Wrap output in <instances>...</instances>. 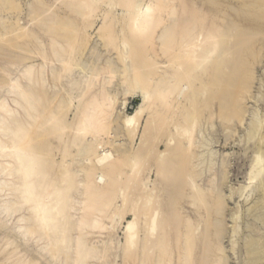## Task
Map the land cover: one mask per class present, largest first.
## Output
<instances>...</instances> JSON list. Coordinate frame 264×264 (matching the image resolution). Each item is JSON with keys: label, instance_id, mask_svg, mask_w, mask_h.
Wrapping results in <instances>:
<instances>
[{"label": "rangeland", "instance_id": "rangeland-1", "mask_svg": "<svg viewBox=\"0 0 264 264\" xmlns=\"http://www.w3.org/2000/svg\"><path fill=\"white\" fill-rule=\"evenodd\" d=\"M41 1L43 2V4ZM63 1L65 0H10V1L0 0V14H1L0 15V24H1L0 26H2L0 27V29H3V30H0V97L3 95L2 93L6 90V86L9 81V78L10 79L15 78L14 76L15 75L17 76L18 72L24 70L25 67L28 68L31 66H36V67H32V69L36 70V71L35 70L33 71L35 73L36 72L38 73L40 71L42 72V78L44 79V83H43L44 86L42 85L41 87H38L36 89V91L39 93H41L42 90L44 92V94L43 92L40 94V96L43 99V106L40 105L38 107V110H40L41 112L42 118L40 117L41 119L40 118L39 120L37 119L35 123L37 122L38 124L43 123L44 126L45 124H47V126L44 127L45 130L42 129L43 132L45 131L44 132L45 134L40 131V129L43 126H41L39 130L38 128L37 130L36 128H34L38 134L34 132V129L32 132L35 136V138H33V142L35 141L36 136H37V141H35L34 143L36 144L38 142L39 144H37V146L38 145L39 147L41 146V150L44 149V151L42 152L45 153V154L43 153V157L45 156L44 160L46 162L47 168H49V171L53 170V172L49 173L50 179L60 180L61 176H58V174L63 172V167L66 168L67 166L70 169H74V172L78 176L76 178V181L77 182L79 181L77 183L79 184V190L83 191V189H81V185L83 184L84 172H85L86 166L90 167V165H92L91 163L93 162V160H95L96 155H102L103 153H108L111 155L109 159L110 161L112 160L113 162L116 163V161H119L118 159L121 160L120 163H116L117 167L119 165L123 167L125 166L124 167L125 169L122 167L120 168L119 166L118 168L120 169V171L119 169L115 168V172L113 173L114 176L112 177L111 175L113 174L104 175L106 176L104 178L107 180L110 179L111 181V179H114L111 182H115L116 184L112 183V185L114 184V187L112 186L111 194L112 192H114V195L116 196L117 194V196L116 197L114 196L115 201L113 200V202H111L112 204L109 205L110 208L108 207L106 210V213L104 215L106 219H104V217L100 219L102 227H103V232L102 230L101 232L96 230V233H92V234L89 233V235L91 234L90 237H88L89 236L88 234L86 235L87 236L86 238L89 240L87 242L89 246L97 247L99 249H102L104 247L103 249L105 248L107 249V258L105 259L106 264H126V263L127 264H134V263L138 264L139 262H141L139 260H141V257L144 254L141 251L142 247L140 246V243H138L139 246L136 247V249L137 248L138 249L133 251L130 254H127L128 252L126 251L124 247V243H125L124 226L126 225L128 221L132 220L134 216L133 213H136L140 218V214L142 213L141 212L142 210L140 211V208L143 209L142 206L143 207L148 206L147 207L149 210L148 213L150 215V205H151L152 209L155 207L156 209L160 208V210H162V211L159 210L162 213V214L160 213L161 214L160 217L163 218L166 215L168 217L170 216V218L173 217V219L177 218L175 221L173 220L174 222L171 221V224H170L171 227L169 226L167 229L168 235L170 236L169 246L167 250L168 252L170 251L168 253L169 255L168 258H169V261L171 262L170 264H185L184 262L185 258L188 257L189 254H190L189 257L191 258L188 257L187 259L188 262L186 261L187 264H200L201 259L205 257L208 258L207 259L208 264H264V2L263 0H183V1L173 0V2H175L173 4V7L176 9L175 10L176 18H178L177 23H179L178 26H180L181 28V29L178 28L176 30H179L182 34L185 31V29H187L186 31H188V29L189 31L193 30L192 33L196 35L200 34L201 32L199 31L203 29L202 32L206 34L207 33L206 30H209L210 32H212L210 30L212 25L216 27V28L213 27V31L216 30L214 31L215 33L208 32L207 34L209 36L210 34L211 36H213L214 34L215 35L218 34V36H215L214 38H217V37L221 38V43L220 42L219 43L222 49L220 47V53L219 54L217 53V55L220 56L219 65L217 67L216 66L212 67V70H211V65H213L212 63L216 61V59L215 60L212 59L214 60L213 62L212 60H210L212 63L209 61L210 64L206 66V67H209V69L205 71L206 72L205 77L203 76V73H205L204 71L203 73H200L199 70L197 72H190L192 74L191 79L194 78L195 79L194 83H198V84H194V86L192 87L189 84L190 81L192 80L191 79L189 80L190 76L187 75L186 79H188L189 81L185 79L187 82L184 81V84L181 85V87L184 86V89H183L184 91L182 90L180 95L178 94L179 93L178 90L174 91V93L172 92V95L170 94L169 101L171 100L172 103L169 105V107L171 110L169 109V107H164L165 109L160 110V108L157 107V105L151 103L150 105L144 106L145 108V110H143L144 112L139 114V116L135 118V121L131 125L125 126V127L123 126V120L126 116L133 115L135 110L139 108L140 99L138 96H140L142 93V89L140 85H137L139 86L137 87L133 83L135 82V80L133 79H135L137 76L133 75L135 77L132 78L133 77L132 72H134L135 74L137 73L138 76L144 77V78L147 76L146 72H148V74L150 71L153 72V74L155 73L154 76L152 73H150V76L148 75L149 76L148 80L149 82L151 81V84L154 83V80L156 81L159 78L164 77L165 74L166 76L167 75L169 76L168 72L174 71V69L171 70L170 68L176 67V63L173 64V62L179 59L181 60V63L183 62L182 61L183 58H180L181 52L179 50L182 44L181 40H179L178 45L173 44L170 46L171 48V49L169 48L170 50H167L164 52L165 48H163L164 46L161 43L162 41H160V38L158 37L161 35V32L164 29L162 30V28L161 29L159 28L154 34L156 37L153 36L152 38L153 42L151 39V41L141 43L142 40L137 41V39L135 40L132 36L128 35V33L125 34L127 36V39L124 37H121L123 35H119L117 36V38H119L120 40L116 38L117 40L114 39L115 41H113L112 39V41H110L109 38L106 36L105 28L104 29L102 28L103 24H112V23L115 24L114 25L115 30L114 28L113 30L114 32L116 31L115 32L116 34H118L122 26L123 28H125L124 25L126 22H124L123 25L121 24L124 21L123 19L121 20V18H123L121 15V13H123V10H122L123 8L121 6L119 7L118 5L114 9V12L112 11L110 13V17H109L110 19L107 18L108 20L104 22L103 18L107 13L106 12L107 5L105 3L107 2V0H104L103 4H101L99 9L96 10L97 12L92 13L93 16L91 15L90 17V19L92 18L91 20L92 23L90 25L91 27L85 30L86 35L84 34L83 36V35H80L79 33H81L80 31L86 28L85 24L86 23L88 24V21H90V19L88 18V21L87 19H85L87 22L85 20L82 22V20L77 18V16L73 17L74 13H72L70 10L69 12L68 9H66V12H65ZM114 1L116 2V0ZM150 1L151 0H144V1L142 0L143 4L140 2L141 6L143 7L147 5ZM188 6L191 8L189 9ZM46 7H49V11L46 9ZM192 7L194 10H192ZM118 8H120V10ZM177 8H181V9H177ZM50 9H53V10H50ZM181 11H182V14H180ZM191 13H193V15H191ZM207 15L208 17H205ZM166 16L167 14H163V18H165L166 22H169L167 18L168 16L167 17ZM182 16L184 17L182 18ZM70 20L72 22H70ZM53 21H54V24L57 23V25L55 24L56 27H54L55 25L52 24ZM102 22L104 23L102 24ZM48 23H51L53 25L52 28L54 29H52L51 26H49L51 24L48 25ZM59 23H62V26L59 27L60 25ZM182 23L184 24V26L182 25ZM186 23H188L189 25L188 24L186 25ZM191 23L194 26V27L192 26L193 28L191 27ZM117 24L118 26H116ZM36 26H39V27H36ZM46 26L50 28L49 29L47 27L46 29L47 31L45 30ZM74 26L77 28H75ZM42 27H43V30H41ZM190 27L192 29H190ZM195 27H196V31L194 29ZM218 27L220 29L219 31H224V33L221 34L220 32L219 34ZM56 28L59 30L57 31ZM63 28L65 29L62 30ZM67 28H70V29H67ZM51 29L53 31L55 30V32H52ZM75 29H78V30H75ZM61 30L63 33H61ZM71 30L72 31L75 30L74 34ZM2 31H4V33ZM5 31H7L8 33ZM23 31L24 33L26 32L25 35H26V38L28 39L24 37V33L22 34ZM39 31L41 33L43 32L42 35L39 34L40 33ZM76 31H77V34H76ZM44 33L46 34L45 35L46 37L44 36ZM51 33L53 35H51ZM4 34L5 36H3ZM60 34H62V37ZM63 34L64 35L66 34L67 37L65 36L64 38ZM21 35L24 37L25 41L22 39ZM72 35L76 37L72 38L71 37ZM208 35L207 36L203 35V37H208ZM221 36H224V37H221ZM55 37H57L56 39L59 45H62L65 43L64 39L66 41L65 44H67V40H68V43L70 42V44H73V47H76V44H77V47L74 48V51L72 49L73 52L70 55H68L71 57L70 59H72V61H70L69 59L70 64L68 66L69 67L68 70L72 72L70 71L67 72L66 70L63 71L62 69L64 68L61 66L62 64L60 62L57 63V61H54L50 58L51 54H50V49H49V41L51 39L52 40L55 39ZM70 37L75 41H73ZM84 37L87 38V40ZM48 38L50 40H48ZM105 38L107 40H105ZM128 38L129 39L131 38L133 41L135 40L134 43L136 45L138 44L137 46L139 48L134 43L132 45V43L129 42L131 40H129ZM157 38H159V40ZM124 39L128 40V42L127 41L126 42L130 44V45L129 44L127 45L129 46L127 47V50H124V47L122 48L123 42L121 41H124ZM155 39H157L156 41H159L160 44L156 42ZM70 40L75 42V45ZM118 40L119 42H121L122 45H120V43H117ZM175 41L177 42V40ZM126 42H125V45L127 44ZM40 43H42L41 46L43 47V52H42V47L38 46V44L40 45ZM81 43L84 46L81 45ZM21 44H22V47H21ZM24 44L26 47L24 46ZM139 44L141 45V47ZM145 44L146 46H144ZM17 45L19 48L17 47ZM29 46L31 47L33 46L34 48L33 47L31 48ZM160 46L162 47L163 51L159 49L161 48ZM35 48H37V50ZM135 48L138 50H135ZM132 49H134L135 51H133ZM150 50H152V53ZM29 51H32V52H29ZM122 51H127L128 53L130 52L129 55L135 52L134 54L136 56H137V53L139 52L141 53L139 54L140 55L139 57L144 56V58L146 59V62L144 58H140V60L144 59V61L143 60L140 61L138 56L134 58L133 54L131 55V58H132V61H131V58L128 55V53L126 52L127 54H125V53H122ZM136 51L138 52L136 53ZM160 51L161 53L163 52L164 54L161 55L159 53ZM168 51L170 52L173 51L174 55H176L179 52L180 53L179 55L177 54L178 57H175L173 56L172 52H171L172 54L169 52L170 54L169 56V54H167ZM121 53L124 54L122 57L120 56L122 55ZM42 54L46 55L47 60L42 57ZM18 56H20V58ZM40 56L42 58H40ZM163 56L164 57L166 56L165 59H163ZM28 57H29V60L27 59ZM19 59L21 62L19 61ZM133 59L137 60L135 62L136 64L134 63L135 60ZM170 59L172 61L169 62ZM22 61H25L24 65ZM166 61L168 63L172 62L171 63L172 65L170 64V66L168 67V65H166L167 64ZM11 62H13L14 65ZM19 62H20V65H19ZM142 62L144 63L142 64ZM176 62L178 63V66H179L180 62L179 61H176ZM49 63H52L54 66L52 64L50 65ZM133 63L139 66L136 68L137 70H139L138 68H140V71L141 70H144V71H141V73L140 71L135 72V69L134 71H132L133 69L132 65L134 67ZM126 64L129 66L130 69H129V72L124 73ZM40 65L42 66L43 70L46 69L44 70L45 72L42 70V68L40 69L39 67ZM59 65L62 68L59 67ZM92 70L93 72H91ZM120 70H122L123 72H121ZM142 72H144V74ZM51 73L53 74L51 75ZM193 73L194 75H196V77L193 76ZM236 73L237 75H235ZM6 74H9V76ZM56 74L59 75L57 76L59 77L58 79L56 77ZM123 74L125 76H123ZM113 76L114 78H111ZM151 76H153L152 79H151ZM155 76L157 79L155 78ZM200 77L202 78V80H200L201 79ZM126 78H129L130 81L129 79L127 80ZM215 78H218V82L216 81L217 83L214 82ZM52 80L54 82V85H53ZM59 80H60V83H59ZM91 80H93L92 84L90 82ZM94 81H97L95 82V85L93 84ZM200 81L203 82L202 85L200 84ZM70 82L72 84H70ZM187 83L189 84L188 87L186 85ZM90 84L93 86V88ZM199 84L201 86L206 87L203 90V93L201 94L199 92H202L201 91L202 89L200 88L201 86H199ZM216 84H218L217 87H216ZM89 85H90V88H88ZM54 86L55 88H53ZM129 86H130V89H129ZM190 86L192 89H190ZM42 87L46 89L44 90V88ZM72 87L74 88L72 89ZM188 88L190 89V91L191 90L192 91L190 92ZM199 88L200 90H198ZM91 89L92 91H90ZM102 90H103V93H102ZM229 90L232 92V94H230L231 92ZM186 94L189 97L186 96ZM190 94H191V97H190ZM84 95L85 96L87 95L88 97L87 96L84 97ZM97 95L98 97L99 95L100 97L102 96L105 97L107 95L106 98L109 101L107 103L108 105L110 104L108 116L105 121L106 124H108L106 127L107 129L106 134L100 133L96 139L95 138L91 139V137H87L86 139L84 138L80 140L81 143L80 141L77 142L78 145L80 144V146H77V147L74 145H71L73 142L71 140L72 135L75 136V134H73V131L76 128L77 119L79 117V114L82 113V110H83L82 108L85 107L86 103L90 100L92 96H97ZM178 95L180 96L178 99L174 98L176 96L178 97ZM52 96L54 97L52 98ZM81 96H83L85 99ZM184 96L186 97L187 101H185ZM44 97L46 98L45 100H47L46 101L47 105L46 104L44 105L45 103ZM48 97H50L51 100ZM216 97L217 98L219 97L218 98L219 101L216 99ZM192 98H194L193 102H192ZM8 99L11 100V98H8ZM214 100H215V103H214ZM7 102L10 105V107L14 108L13 105L11 104L12 101L8 100ZM79 103L81 104V106L82 105L83 106L82 107L79 106ZM55 106H57L58 108H56ZM151 106L153 107L151 108ZM195 109L196 111H194ZM150 110L152 111L149 112ZM184 110L185 111L188 110L189 114L188 112L186 113ZM171 111H172V115H171ZM176 111L177 113H175ZM152 112H154V114ZM157 112L160 113V115ZM193 112L194 114L196 112V114L194 115ZM50 113H52L55 116V120L57 119L56 122L59 121L60 123L61 121L60 125H58L59 123H55V124L50 123L51 122L49 121V118H51ZM64 114L66 117L63 116ZM45 115H47L48 118L45 117ZM163 115H165V117ZM191 115H192V118L189 117ZM44 117L49 121V122L47 121L48 123L47 122L45 123ZM171 118L175 120H172ZM163 119H164V123H163ZM169 120L172 122V124ZM70 123L71 125H69ZM161 123H163L164 126ZM64 124H66V126ZM175 124L178 125L177 128ZM54 125L57 129L56 128L53 129ZM58 126L61 129H63L61 130V132ZM55 129L56 130L59 129V132L56 131ZM65 130L67 131L65 132ZM62 131L64 132L62 133ZM184 131L185 133L183 134ZM40 133H43L42 134L43 136L39 135ZM179 134L182 136H179ZM40 136L43 137L44 139H40ZM58 136H60V138ZM67 139L70 141H68ZM43 140H46V142ZM66 140L71 143L66 144L65 143L67 142ZM95 141L97 145L99 142V146H98L99 149L97 150V152H95V155L89 156L88 154H86L88 150L87 147L89 143L91 142L94 143ZM112 142L114 146L113 144H111ZM92 143L90 144V146L92 145ZM181 143L183 144V146ZM68 145L71 146V149H73L72 147H74V149L71 150L69 148L70 146ZM100 145L103 149L100 147ZM169 147H171V149ZM179 148L181 150L184 148L183 152L179 151L180 150ZM56 149L58 152L56 151ZM61 150H63L64 152H61ZM64 153H66L67 155V156H64V158H67L66 160L62 158ZM154 153H155V156H154ZM178 153L180 154L179 156H178ZM51 154L52 156H50ZM144 154L145 156H143ZM173 154H175L176 157L178 158L177 159L178 164L180 163L181 167H183L185 164L183 160L184 156L186 155L188 157L189 155V160L187 161L188 163H186L184 168L180 169L181 171L180 170L178 171L179 174L181 172V175L178 174L179 179L181 176V179H180L181 182L180 184L176 183L175 185L170 180V177L168 178L169 179L168 181L167 180L163 181V178H161V176L160 177L157 176V170L158 168H160L159 165L163 164L162 158H164L165 155H169L170 157ZM138 157H140V159ZM179 157H180V161H179ZM123 158H125L126 162L123 160ZM62 159H64L65 161L64 163L62 162ZM113 159L116 161H114ZM134 159L136 160L134 161ZM181 159L184 162V164L181 161ZM187 159H185V161ZM158 160L160 162H158ZM124 162L125 164L122 165ZM70 163L73 166L72 165L68 166L70 165ZM133 163H136V164L134 165ZM183 169H185V171ZM186 169L188 170L187 172H186ZM182 170L184 173L185 172L186 173L182 174ZM116 171H118L119 173H117ZM120 173L121 174L123 173L125 177H126V174L128 177L129 176L133 177L134 180L132 181L133 178H131L130 180L132 184L130 183V181H127L125 179L123 174L121 175ZM55 176H57L58 178ZM173 179L175 180L176 178H173ZM165 181H167L166 182L167 185L164 183ZM182 181L185 182V184H183ZM169 183L172 186H170ZM183 185H185L186 188H184L185 186ZM181 187H183L185 190H183V188ZM132 188H134V190ZM197 190H199V192ZM149 192L151 194H149ZM199 193H200V198L201 196H202V199L206 197L205 199H203V201L205 202L204 203L205 207L203 206L204 204L203 205L201 204L203 203V201L202 202L200 201V203L198 202L200 200L199 195H198ZM152 194H155V197ZM126 195H128V197ZM147 196L150 198H148ZM180 196H183V198H181ZM78 197H81V198H78ZM156 197L158 200L155 199ZM172 197L175 200L172 199ZM82 199H83L82 196H77L76 197L77 202L73 203L74 205L76 204L75 208L71 210V214L74 215L73 217L74 220L78 219V217L81 215L80 209L82 208V205H81ZM171 200L173 202H170ZM143 203H145V205ZM172 203H174V207L171 206L173 205ZM146 204H149V205H146ZM199 207L202 209H199ZM173 208H175L176 211H174ZM132 209H134V212ZM152 209H151V212H152ZM169 210L170 211L173 210L174 211L173 213L175 215L173 213H170ZM107 211H108V214H107ZM166 212H168V214ZM111 213H113V215ZM20 215L26 219L28 216V212H21L20 214H16V216L14 215L11 218H5L4 216H0V223H1L0 224V264H13V263L16 264L17 259H20V258L25 261V263L23 264H26V263L28 264V262L30 263V261L32 264H35V263L44 264L43 261L45 262V264H48L49 261H50L49 264H51V262L52 264H56V262H54L51 259V257L48 260L47 254H46L47 250L46 249L45 251L42 250L44 249V246H46V243L44 244L45 241L38 242L39 239H37L36 237H32L33 240L31 237H28L27 240H24V242L26 241L28 243L25 242L26 244H24L21 233L17 231L18 230L17 226L20 225V224H17L18 217H21ZM113 216L114 217L116 216V218H114ZM201 216L203 219L200 218ZM107 218H109L108 219L109 221L107 220ZM189 221L192 223L190 224ZM137 223L139 225V228H138V233H137L138 235H136V239L140 240L142 238L141 236H143V233H144V224L141 218H140V221ZM185 223L186 224L188 223V224L186 225ZM199 223L201 225L202 224H205V225L201 226ZM2 225H3V228H2ZM103 225H106V226H103ZM188 225L190 227H192L193 225L192 228L196 230L194 232V238L196 242L194 243L195 245L194 244L189 245V249L187 250L186 247H184L185 237L183 236H185L184 229L186 227H187L186 229L190 228ZM172 226H174L175 228L172 229L173 228ZM178 226H179V230L178 228H176ZM104 227L105 228L107 227V228L105 229ZM177 230L179 231V235L181 232L183 233V234L181 233V236L177 235L179 241L178 239H174V238H177V236L175 235L178 233ZM201 233H204V237H203V234ZM202 240L203 242H206L207 240L206 244L204 243L206 247L204 246ZM178 242H179V245H178ZM3 243H6L5 246ZM174 243L175 244L177 243V247L176 245H174ZM202 245L204 248L202 247ZM9 246L10 248L11 247L12 248L10 249ZM38 246H40L39 247L40 249L38 248ZM2 248H4V251ZM6 248H9V249H6ZM201 248L203 249V252L200 251L202 250ZM14 249L16 251H14ZM176 249L178 252L177 254H176ZM1 251H3L4 253ZM183 251L184 252L186 251L188 254L185 255L186 252L184 253ZM204 251H206L205 253L207 256H204L205 254ZM42 252H44L43 254L44 255L46 254V255L42 256ZM141 253H142V256L140 257ZM9 255H11L12 257L9 258ZM16 256H17V259H16ZM24 256H26V258ZM130 257H132V259ZM170 259H173V260H170ZM176 259L177 261H180V262L176 263ZM6 260L7 261L9 260V262H7ZM203 261H202L203 263L201 262V264H204L207 262L205 259H203ZM58 262H59L58 264L60 263L64 264V262L61 259H59ZM101 262L102 264H104L101 259L100 261L92 260L90 261L89 264H101Z\"/></svg>", "mask_w": 264, "mask_h": 264}, {"label": "bare ground", "instance_id": "bare-ground-1", "mask_svg": "<svg viewBox=\"0 0 264 264\" xmlns=\"http://www.w3.org/2000/svg\"><path fill=\"white\" fill-rule=\"evenodd\" d=\"M8 1V0H7ZM10 1V0H9ZM144 1V0H143ZM183 1V0H182ZM42 2V1H41ZM56 2V1H55ZM104 0H65L63 1V5H64V8H65V12H66V9H68V11L70 10L72 13H74L73 17L77 16V18L81 19L82 22L87 19L88 21V18L90 19L91 15L93 16L92 13L94 12H97L96 10L99 9V7L101 6V4H103ZM142 3V0H116V2L114 0H107L106 5H107V10H106V15L104 16L103 20L104 22L106 20H108L107 18L110 17V13L113 11L114 12V9L117 7V5L120 7H122L123 9V13H121L122 17L121 20L123 19L124 21L121 23L123 25L124 22L125 25L123 28V26L121 27V30H119L118 34H116L114 32L115 28H114V25L115 24H103L104 22H102L103 24V29L105 28V32H106V36L109 38L110 41H115L114 39L117 38V36L119 35H123L121 37H124L127 39V36L125 34L128 33V35L132 36L135 40L137 39L138 40H142L144 42L141 41V43H145V42H148V41H151V39L154 37H156L154 34L156 33L157 29H161L162 28V32H161V35L158 36L160 38V41H162V45L164 46L163 48H165L164 52L167 51V50H170V46L173 45V44H176L178 45V42L179 40H181V46H180V52H181V57L180 58H183V62L181 63V60H175L173 62L176 63V67L175 68H170L171 70L174 69V71L172 72H168L169 76L166 74L164 75V77H161L159 78L158 80H154V83L151 84V81L149 82V76H150V73L153 74V72H146L147 74V78L145 77H140L137 75V73L135 74L134 72H132V76L133 75H136L137 77L133 80H135V82H132L134 83V85H140L141 89H142V93L139 97L140 99V105H139V108L137 110H135L134 114L133 115H130V116H126L123 120V126H129L131 125L134 121H135V118L137 116H139V114H141L142 112H144L143 110H145L144 106L146 105H150L151 103L152 104H155L157 105V107L160 108V110L162 109H165L164 107H169V105L172 103L171 100L169 101V97H170V94L172 95V92L174 93V91H179V95L181 94L182 90L184 89V86L181 87V85L184 84V81L187 82L191 79V76L192 74L190 72H197L198 70L200 71V73H203V71H207L209 69V67H206L210 64V60L212 59H216V61L212 60V64L211 65V70H212V67H217L219 65V62H220V56L217 55V53L219 54L220 53V43H221V38L217 37V38H214L215 36H218V34H214L213 36H211L210 33H215L214 30L213 31V25L212 27L210 28V30L212 32H210L209 30H206L207 33L210 32V36L206 33L204 34L202 32V30H200L199 32H201L200 34L196 35V34H193V30L189 31H186L187 29H185V31L183 32V34L179 31V30H176L178 28H180V26H178L179 23H177L178 21V18H176V14H175V8L173 7V4L175 2H173V0H151L147 5L145 6H141V3ZM264 2V0H263ZM2 3V2H1ZM9 3V2H7ZM180 3V2H179ZM185 3V2H184ZM43 4V2H42ZM62 4V3H61ZM60 4V6H61ZM143 4V3H142ZM9 5V4H8ZM14 5V4H13ZM45 5V4H44ZM48 5V4H47ZM50 5V4H49ZM5 6V4H4ZM53 6V5H51ZM179 6V5H178ZM185 6V5H184ZM192 6V5H191ZM38 7V6H37ZM104 7V5H103ZM182 7V6H181ZM189 7V6H188ZM45 8V7H43ZM54 8V7H53ZM56 8V7H55ZM191 7H189L190 9ZM42 9V8H41ZM40 9V10H41ZM46 9L49 11V7H46ZM120 10V8H118ZM177 9H181V8H177ZM188 9V8H186ZM38 10V9H37ZM50 10H53V9H50ZM192 10L193 7H192ZM67 11V12H68ZM69 11V12H70ZM191 11V10H189ZM193 12V11H192ZM201 13V12H200ZM163 14H167V18H168V21L169 22H166L165 18H163ZM180 14H182V11L180 12ZM203 14V13H202ZM1 15V14H0ZM71 15V13H70ZM109 15V16H108ZM190 15V14H189ZM191 15H193V13H191ZM206 15V14H205ZM181 16V15H179ZM56 17V16H55ZM121 17V16H119ZM184 16H182L183 18ZM205 17H208L205 16ZM204 17V19H205ZM53 18V17H52ZM60 18V17H59ZM114 18V17H113ZM118 18V17H117ZM181 18V17H180ZM195 18V17H194ZM201 18V16H200ZM212 18V17H211ZM57 19V18H56ZM54 19V20H56ZM110 19V18H109ZM199 19V18H198ZM53 20V19H51ZM50 20V21H51ZM62 20V19H61ZM67 20V19H66ZM69 20V19H68ZM92 20V18L90 19V21ZM120 20V19H119ZM118 20V21H119ZM209 20V19H208ZM86 21V20H85ZM86 21V22H87ZM88 21V24L86 23L85 26L86 28H84L82 31H80L81 33H79L80 35H83L85 34V30L89 27H91V23L92 21L90 22ZM110 21V20H109ZM199 21V20H198ZM207 21V20H205ZM48 22V21H47ZM63 22V21H62ZM70 22H72L70 20ZM81 22V23H82ZM113 22V21H112ZM180 22V20H179ZM120 23V22H119ZM184 23V21H183ZM182 23V25L184 26V24ZM193 23V22H192ZM191 23V27L193 26ZM51 24V23H48V25ZM53 25H57V23L54 24V21L52 23ZM49 25L51 26V28L53 27V25ZM60 24V25H59ZM59 27L62 26V23H59ZM68 24V23H67ZM188 23H186L187 25ZM1 25V24H0ZM56 25L54 27H56ZM189 25V24H188ZM197 25V24H196ZM202 25V24H200ZM42 26V25H40ZM64 26V24H63ZM67 26V25H66ZM77 26V25H76ZM118 26V24L116 25ZM182 26V27H183ZM2 27V26H0ZM4 27V26H3ZM36 27H39V26H36ZM48 26H46L45 30L47 29ZM73 27V25H72ZM75 27V26H74ZM190 27V29H192ZM34 28V27H33ZM49 28V27H48ZM77 28V27H75ZM114 28V30H113ZM120 28V27H119ZM203 28V27H202ZM205 28V27H204ZM216 28V27H214ZM8 29V28H7ZM50 29V28H49ZM48 29V31H49ZM54 29V28H52ZM51 29V30H52ZM57 29V28H56ZM65 28H63L62 30H64ZM67 29H70V28H67ZM72 29V28H71ZM92 29V28H91ZM101 29V28H100ZM102 29V30H103ZM181 29V28H180ZM195 31H196V27L194 28ZM209 29V28H208ZM0 30H3V29H0ZM12 30V29H11ZM38 30V29H36ZM40 30V29H39ZM43 30V27L42 29ZM59 29H57L58 31ZM61 30V33H63ZM73 30V29H72ZM71 30V31H72ZM75 30H78V29H75ZM74 30V31H75ZM219 27H218V31H219ZM47 31V30H46ZM74 31L73 34H74ZM99 31V30H98ZM182 31V30H181ZM205 31V30H204ZM4 33V31H2ZM7 32V31H5ZM29 32V31H28ZM40 32V31H39ZM52 32H55V30ZM67 32V31H66ZM71 32V33H72ZM126 32V33H125ZM198 32V33H199ZM224 33V31H219V34ZM8 33V32H7ZM10 33V32H9ZM24 33V31L22 32V34ZM26 33V32H25ZM24 33V37L26 38V35ZM43 33V32H42ZM42 33L40 32L39 34L42 35ZM46 33V32H45ZM44 33V36L46 35ZM59 33V32H58ZM181 33V34H180ZM195 33V32H194ZM49 34V33H48ZM47 34V36H48ZM67 34V33H66ZM66 34L64 36H66ZM70 34V33H69ZM76 34H77V31H76ZM75 34V35H76ZM28 35V34H27ZM31 35V34H30ZM29 35V36H30ZM51 35H53L51 33ZM50 35V36H51ZM61 37H62V34H60ZM86 35V34H85ZM203 35H208V37H203ZM5 36V34L3 35ZM2 36V37H3ZM49 36V37H50ZM56 36V35H55ZM77 36V35H76ZM76 36H71L72 38L73 37H76ZM126 36V37H125ZM20 37V36H19ZM22 39L24 40V37L21 35ZM34 37V35H33ZM32 37V38H33ZM36 37V36H35ZM46 37V36H45ZM54 37V36H53ZM58 37V36H57ZM57 37H55V39H49V49H50V58L54 61H57L60 62L62 65V67L64 69H62L63 71L66 70L67 72L70 71L68 70L69 69V59L71 58L70 55L73 51H74V48L77 47V44H76V47H73V44H70V42L68 43V40H67V44L65 39H64V44L62 45H59L57 43ZM60 37V38H61ZM67 37V36H66ZM69 37V35H68ZM70 37V38H71ZM87 37V36H85ZM84 37V38H85ZM106 37V38H107ZM210 37V39H209ZM221 37H224V36H221ZM31 38V37H30ZM29 38V40H30ZM71 38V39H72ZM78 38V37H77ZM76 38V39H77ZM105 38V40H107ZM159 38H157L159 40ZM179 38V39H178ZM219 38V39H218ZM28 39V38H26ZM34 39V38H33ZM45 39V38H44ZM63 39V38H62ZM87 40V38H85ZM119 39V38H117ZM116 39V40H117ZM123 39V38H122ZM129 39V38H128ZM155 39V41L157 40ZM22 40V41H23ZM47 40V41H48ZM60 40V39H58ZM73 40V39H72ZM70 40L72 43H74L75 45V40ZM108 40V42H109ZM120 40V39H119ZM118 42L117 43H120L123 42V46L122 48L124 47V50H127V46L129 43L128 40H125L124 41H121V42ZM129 42L134 43V41L130 38ZM177 40V42L175 41ZM210 40V41H209ZM25 41V40H24ZM23 41V42H24ZM77 41V40H76ZM127 41V42H126ZM133 41V42H132ZM136 41V43H137ZM36 42V40H35ZM34 42V43H35ZM38 42V41H37ZM81 42V41H80ZM79 42V44H80ZM86 42V41H85ZM115 42V43H116ZM125 42L127 43L125 45ZM152 42H153V39H152ZM159 43V41H156ZM220 42V43H219ZM224 42V41H223ZM28 43V42H27ZM83 43V42H82ZM81 43V45H83ZM151 43V42H150ZM149 43V44H150ZM17 44V43H16ZM32 44V43H31ZM42 43H40V45L38 44V46L42 47L41 46ZM78 44V45H79ZM112 44V42H111ZM114 44V43H113ZM135 44V43H134ZM160 44V43H159ZM119 45V44H118ZM119 45V46H120ZM130 45V44H129ZM136 45V44H135ZM138 45V44H137ZM136 45V46H137ZM140 45V44H139ZM143 45V44H142ZM153 45V44H151ZM150 45V46H151ZM244 45V44H243ZM15 46V45H14ZM25 46V44H24ZM23 46V47H24ZM84 46V45H83ZM82 46V47H83ZM135 46V47H136ZM146 46V44L144 45ZM239 46V45H238ZM242 46V45H241ZM18 47V45H17ZM21 47H22V44H21ZM26 47V46H25ZM31 47V46H29ZM33 47V46H32ZM31 47V48H32ZM112 47V46H111ZM132 47V46H131ZM138 47V46H137ZM141 47V45H140ZM161 47V46H160ZM19 48V47H18ZM34 48V47H33ZM139 48V47H138ZM145 48V47H144ZM170 48V49H169ZM174 48V47H173ZM37 50V48H35ZM73 49V51H72ZM152 49V47H151ZM161 49V51H163L162 47L159 48ZM222 49V47H221ZM22 50V49H21ZM29 50V49H28ZM79 50V49H78ZM76 50V51H78ZM123 50V49H122ZM133 51L135 50H138L135 48L132 49ZM143 50V48H142ZM173 50V49H172ZM26 51V50H25ZM24 51V52H25ZM129 51V49H128ZM132 51V52H133ZM140 51V50H139ZM151 53H152V50H150ZM161 51L159 52L161 55H163L164 53ZM29 52H32V51H29ZM28 52V53H29ZM34 52V51H33ZM42 52H43V47H42ZM41 52V53H42ZM127 51H122V53H126ZM131 52V53H132ZM138 51H136L137 53ZM141 52V51H140ZM146 52V51H145ZM154 52V51H153ZM170 51H168L167 54H169ZM173 53V56L175 57H178L179 53H177L176 55H174V52L171 51ZM170 52V53H171ZM35 53V52H34ZM38 53V51H37ZM36 53V54H37ZM77 53V52H76ZM121 53V54H122ZM130 53V52H129ZM128 53V55H129ZM135 53V52H134ZM134 58H136L137 56L139 57L141 53H137V56L134 54ZM144 53V51H143ZM171 53V54H172ZM74 54V53H73ZM131 54V55H132ZM156 54V53H154ZM41 55V54H40ZM77 55V54H76ZM124 54L120 55L121 57L123 56ZM131 55L130 58H131ZM27 56V55H26ZM30 56V55H29ZM33 56V55H32ZM72 56V55H71ZM142 56V55H141ZM147 56V55H146ZM167 56V55H166ZM165 56V57H166ZM170 56V54H169ZM20 58V56H18ZM24 57V55H23ZM42 57L43 58H47L46 55L42 54ZM40 56V58H42ZM150 57V56H149ZM155 57V56H154ZM165 57L163 56V59H165ZM168 57V56H167ZM73 58V57H72ZM140 58H144V56L142 57H139V60ZM172 58V57H171ZM174 58V57H173ZM219 58V59H218ZM29 60V57L27 58ZM26 59V60H27ZM99 59V58H98ZM124 59V58H123ZM126 59V58H125ZM138 59V58H137ZM145 59V58H144ZM144 59H141L144 61ZM169 59V58H168ZM167 59V60H168ZM178 59V58H177ZM41 60V59H40ZM47 60V59H46ZM45 60V61H46ZM135 60L134 63L137 61L136 59H133ZM138 60V61H139ZM140 60V61H141ZM174 60V59H173ZM218 60V61H217ZM14 61V60H13ZM20 61V59H19ZM43 61V59H42ZM70 61H72V59H70ZM131 61H132V58H131ZM152 61V60H151ZM172 61L171 59L169 60V62ZM176 61H179V66H178V63ZM210 61V62H209ZM238 61V60H237ZM21 62V61H20ZM20 62H19V65H20ZM23 62V65H24V62L25 61H22ZM52 62V61H51ZM125 62V61H124ZM145 62H146V59H145ZM149 62V61H148ZM167 62V61H166ZM13 63V62H11ZM10 63V64H11ZM45 63V62H44ZM106 63V62H105ZM131 63V62H130ZM133 63V64H134ZM139 63V62H138ZM144 62H142L143 64ZM153 63V62H151ZM155 63V62H154ZM172 63V62H171ZM171 63H168L166 65H168V67L170 66ZM50 65L52 63H49ZM136 64V63H135ZM134 64V67L132 65V71H134L135 69V72H138L140 71V68H138L139 70H137L136 68L139 67L137 65ZM14 65V63H13ZM49 65V67H50ZM53 65V64H52ZM58 65V64H56ZM125 65V64H124ZM155 65V64H154ZM172 65V64H171ZM54 66V65H53ZM59 65V67H61ZM106 66V65H105ZM109 66V65H108ZM174 66V65H173ZM178 66V67H177ZM32 67H36V66H31V67H28V68H24V70L18 72L17 76L15 75L13 79H10L9 78V81L7 83V86H6V90L2 93L3 95L0 97V216H4L5 218H11L13 217L14 215L16 216V214H20L21 212H28V216L27 218L25 219L24 217H18V223L17 224H20L17 226V231L21 233L22 235V240L24 242V240H27L28 237H36L37 239H39L38 242L40 241H45L44 244L46 243V246H44V250L45 249L47 250L46 251V254H47V258L48 260L51 259L56 262V264H58V260L61 259L64 264H89L90 261L92 260H99L100 259L103 261L104 264L105 263V259L107 258V249H99L97 247H91L89 246V244L87 243L89 240L86 238L87 234L89 235V233H96V230H98L99 232H103V227H102V224H101V218L104 217L105 213H106V210L107 208L109 207L110 204H112L111 202H113L114 200V192H112L111 194V191H112V186L114 187V184L112 185V183H115V182H111L112 180L114 179H110L107 180L105 179L104 175L106 174H113L115 172V168L116 169H119L118 166L117 167V164L116 163H120V159H118L119 161H116L113 162L112 160L110 161V154L108 153H103L102 155H96V158L95 160H93V162L91 163L92 165H90V167L86 166V169H85V172H84V179H83V184L81 185V189H83V191L79 190V184H77L78 182L76 181V178L78 177L77 174L74 172V169H70L66 166V168L63 167V172L62 173H57L58 176H61L60 177V180H52L50 179V172H53L52 167L51 170L52 171H49V168H47L46 166V162H45V156L43 157V153L41 150V146L39 147V145L37 146V144H39L38 142L35 144L34 142L37 141V136H36V139L35 141L33 142V138H35L34 134H33V129L38 128H41V126H43L40 131H42V129H44L45 126H47V124H44L43 123H35L37 121V119L39 120V118L41 116V112L40 110H38V107L41 105L43 106V99L42 97L40 96V94L43 92V90L41 91V93L37 92L36 89L38 87H41L42 85L44 86V79L42 78V72H34L33 70L35 69H32ZM40 69L42 68V66L40 65L39 66ZM46 67V66H45ZM52 67V66H51ZM61 67V68H62ZM161 67V66H159ZM166 67V66H165ZM164 67V68H165ZM71 68V67H70ZM125 68V67H123ZM142 68V67H141ZM52 69V68H51ZM54 69V68H53ZM129 66L126 64V68H125V72L124 73H127L129 72ZM166 69V68H165ZM169 69V70H170ZM43 70V68H42ZM46 70V69H44ZM43 70V71H44ZM72 70V69H71ZM110 70V69H109ZM170 70V71H171ZM196 70V71H195ZM210 70V71H211ZM214 70V69H213ZM10 71V70H9ZM36 71V70H35ZM53 71V70H52ZM59 71V70H58ZM121 72H123L122 70H120ZM141 71H144V70H141ZM140 71V73H141ZM148 71V70H147ZM153 71V70H152ZM8 72V71H7ZM45 72V71H44ZM51 72V71H50ZM61 72V71H60ZM59 72V73H60ZM72 72V71H70ZM93 72V70L91 71ZM96 72V71H95ZM56 73V71H55ZM58 73V74H59ZM64 73V72H63ZM144 74V72H142ZM199 73V72H198ZM213 73V72H212ZM11 74V73H9ZM9 74H6L9 76ZM46 74V73H44ZM53 73H51L52 75ZM62 74V73H61ZM67 74V73H66ZM92 74V73H91ZM96 74V73H95ZM155 74V73H154ZM153 74V76H154ZM191 74V75H190ZM205 73H203V76L205 77ZM50 75V76H51ZM55 75V74H54ZM69 75V73H68ZM130 75V74H129ZM149 75V76H148ZM187 75L190 76L189 80L186 79L187 78ZM237 75V73L235 74ZM46 76V75H44ZM59 76L56 74V77ZM66 76V75H64ZM123 76H125L123 74ZM128 76V75H127ZM151 76V79L152 77ZM157 76V75H156ZM155 76V78H156ZM193 76L196 77V75H194L193 73ZM200 76V75H199ZM135 76H133L132 78H134ZM139 77V78H138ZM53 78V76H52ZM55 78V76H54ZM59 77H57L58 79ZM111 78H114L111 77ZM201 78V77H200ZM61 79V78H60ZM64 79V78H63ZM79 79V78H78ZM125 79V78H123ZM127 80L129 78H126ZM157 79V78H156ZM187 81H186V80ZM214 79V78H212ZM217 79V80H216ZM3 80V78H2ZM47 80V79H46ZM45 80V81H46ZM54 80V79H53ZM52 80V82H53ZM56 80V78H55ZM112 80V79H110ZM192 81H190V85L193 87L194 84H198V83H194L195 79H191ZM202 80V78L200 79ZM86 81V80H85ZM130 81V79H129ZM218 82V78H215V81L214 82ZM5 82V81H4ZM57 82V80H56ZM91 84L93 82V80L90 81ZM95 82L97 81H94V85H95ZM111 82V81H110ZM216 82V83H217ZM59 83H60V80H59ZM2 84V83H1ZM52 84V83H51ZM58 84V83H56ZM70 84H72L70 82ZM85 84V83H84ZM90 84V85H91ZM122 84V83H121ZM132 84V83H131ZM189 84L187 83V87L189 86ZM200 84L202 85L203 82L200 81ZM199 84V86H201ZM214 84V83H213ZM219 84V83H218ZM216 84V87L217 85ZM3 85V84H2ZM53 85H54V82H53ZM90 85L88 88H90ZM4 86V85H3ZM46 86V84H45ZM56 86V85H55ZM55 86L53 88H55ZM61 86V85H60ZM74 86V85H73ZM83 86V85H81ZM92 86V85H91ZM101 86V84H100ZM190 86V89H192ZM139 87V86H137ZM178 87V89H177ZM4 88V87H3ZM74 87H72L73 89ZM93 88V86H92ZM96 88V87H95ZM103 88V87H102ZM132 88V87H131ZM136 88V87H135ZM202 90V92H199L200 94L203 93V90L206 88L204 86H201L200 87ZM200 88L198 90H200ZM5 89V88H4ZM46 88H44L45 90ZM129 89H130V86H129ZM140 89V90H141ZM190 89L188 88V90L190 91ZM234 89V88H233ZM50 90V89H49ZM76 90V89H75ZM126 90V89H125ZM128 90V89H127ZM134 90V89H133ZM56 91V90H55ZM84 91V90H83ZM87 91V89H86ZM92 91V89L90 90ZM129 91V90H128ZM184 91V90H183ZM187 91V90H186ZM192 91V90H191ZM190 91V92H191ZM196 91V90H195ZM194 91V92H195ZM230 91V90H229ZM2 92V91H1ZM49 92V91H48ZM46 92V93H48ZM54 92V91H53ZM59 92V91H58ZM85 92V91H84ZM231 92V91H230ZM52 93V92H51ZM86 93V92H85ZM102 93H103V90H102ZM177 93V92H176ZM44 94V92H43ZM42 94V95H43ZM53 94V93H52ZM51 94V95H52ZM56 94V93H55ZM68 94V93H67ZM84 94V93H83ZM89 94V92H88ZM232 94V92L230 93ZM80 95V94H78ZM175 95V94H174ZM178 95V97H174V98H179L180 96ZM184 95V94H183ZM224 95V94H223ZM48 96V95H47ZM58 96V94H57ZM87 96V95H86ZM84 95V97H86ZM102 96V95H101ZM105 96V95H104ZM107 96V95H106ZM105 97H98L97 96H92L90 98V100L86 103H84L85 107L82 108V113L79 114V117L77 119V124H76V128L75 130L73 131V134L72 135V138L71 140L73 141L71 145H74V146H80V144L78 145L77 142L82 140V139H86L87 137H91V139L93 138H97V136L100 134V133H105L107 132V125L106 124V119H107V116H108V111H109V107H110V104L108 105L107 102H109L107 100V98ZM186 96H188L186 94ZM193 96V95H192ZM196 96V95H195ZM201 96V95H200ZM219 96V95H217ZM51 97V96H50ZM48 97V98H50ZM54 96H52L53 98ZM56 97V96H55ZM83 97V96H81ZM83 97V98H84ZM88 97V96H87ZM173 97V96H172ZM171 97V98H172ZM185 97V96H184ZM189 97V96H188ZM190 97H191V94H190ZM194 97V96H193ZM199 97V96H198ZM8 98H11L8 99ZM79 98V97H78ZM219 98V97H218ZM218 98L216 97V99L218 100ZM46 98L44 97V100ZM62 99V98H61ZM85 99V98H84ZM176 99V101H177ZM12 101V105L14 108L10 107V105L8 104L7 101ZM51 100V98H50ZM49 100V101H50ZM70 100V99H69ZM189 100V99H188ZM194 98H192V102H193ZM46 101L45 100V103L44 105L46 104ZM56 101V100H55ZM185 101L186 100V97H185ZM184 101V102H185ZM191 101V100H190ZM219 101V100H218ZM63 102V101H62ZM84 102V101H83ZM82 102V103H83ZM175 102V100H174ZM217 102V101H216ZM53 103V102H52ZM76 103V102H75ZM214 103H215V100H214ZM220 103V102H218ZM49 104V103H48ZM60 104V103H59ZM64 104V103H63ZM67 104V103H66ZM65 104V105H66ZM174 104V103H173ZM11 105V106H12ZM47 105V104H46ZM71 105V104H70ZM154 105V106H155ZM185 105V104H184ZM50 106V105H49ZM78 106V105H77ZM76 106V107H77ZM79 106H81V104L79 103ZM78 106V107H79ZM83 106V105H82ZM81 106V107H82ZM56 108H58L57 106H55ZM64 107V105H63ZM148 107V106H147ZM146 107V108H147ZM153 106H151L152 108ZM43 108V107H42ZM149 108V107H148ZM155 108V107H154ZM219 108V106H218ZM41 109V108H40ZM54 109V108H53ZM150 109V108H149ZM170 109V107H169ZM57 110V109H56ZM60 110V109H59ZM65 110V109H63ZM80 110V109H79ZM147 110V109H146ZM159 110V111H160ZM171 110V109H170ZM168 110V111H170ZM43 111V110H41ZM45 111V110H44ZM78 111V110H77ZM152 110H150L149 112H151ZM157 111V110H156ZM167 111V110H166ZM181 111V110H180ZM185 111V110H184ZM193 111V109H192ZM196 111V109L194 110ZM65 112V111H64ZM68 112V111H67ZM75 112V111H74ZM155 112V111H154ZM154 112H152L154 114ZM182 112V111H181ZM186 113L188 112L189 114V111H185ZM44 113V112H43ZM158 113V112H157ZM155 113V114H157ZM177 113V111L175 112ZM184 113V112H183ZM57 114V113H56ZM66 114V113H65ZM65 114L63 116H65ZM160 115V113H158ZM174 114V113H173ZM194 114V112H193ZM196 114V112H195ZM194 114V115H195ZM51 115V118H49V121H51L50 123H59L56 122L55 120V116L50 113ZM53 115V116H52ZM67 115V114H66ZM162 115V114H161ZM171 115H172V111H171ZM170 115V116H171ZM193 115V116H194ZM76 116V115H75ZM165 117V115H163ZM169 116V117H170ZM180 116V115H179ZM45 117H47V115H45ZM44 117V118H45ZM57 117V116H56ZM66 117V116H65ZM167 117V116H166ZM176 117V116H175ZM192 118V115L189 116ZM40 118V119H41ZM48 118V117H47ZM64 118V117H63ZM112 118V117H111ZM147 118V117H146ZM159 118V117H158ZM182 118V117H181ZM186 118V117H185ZM190 118V119H191ZM160 119V118H159ZM158 119V120H159ZM165 119V118H164ZM164 119H163V123H164ZM172 119V118H171ZM59 120V119H58ZM62 120V119H61ZM76 120V119H75ZM167 120V119H166ZM165 120V121H166ZM172 120H175V119H172ZM182 120V119H181ZM184 120V118H183ZM41 121V120H40ZM43 121V120H42ZM48 120L45 118V123L47 122ZM48 121V122H49ZM115 121V120H114ZM117 121V120H116ZM154 121V120H153ZM157 121V120H156ZM170 121V120H169ZM47 122V123H48ZM151 122V121H150ZM171 122V121H170ZM61 123V121H60ZM60 123L58 125H60ZM163 123H161L163 125ZM74 124V123H73ZM114 124V123H113ZM172 124V122H171ZM63 125V124H62ZM66 126V124H64ZM71 125V123L69 124ZM151 125V124H150ZM176 125V124H175ZM159 126V125H158ZM164 126V125H163ZM178 125H176V128H177ZM62 127V126H61ZM71 127V126H70ZM52 128V127H51ZM56 128L55 125L53 127V129ZM58 128H60L58 126ZM121 128V127H120ZM149 128V127H148ZM167 128V127H166ZM57 129V128H56ZM55 129V130H56ZM116 129V128H115ZM161 129V128H160ZM36 130L34 129V132H36ZM45 130V129H44ZM53 130V131H55ZM61 129L60 128V132H61ZM110 130V128H109ZM119 130V129H118ZM163 130V129H162ZM169 130V128H168ZM179 130V129H178ZM177 130V131H178ZM59 132V129L56 130ZM67 130H65L66 132ZM148 131V130H147ZM152 131V130H151ZM156 131V130H155ZM164 131V130H163ZM188 131V130H187ZM39 132V131H38ZM45 132V131H44ZM43 132V133H44ZM57 132V133H58ZM64 131H62L63 133ZM114 132V131H113ZM162 132V131H161ZM192 132V131H191ZM37 133V132H36ZM43 133H40L39 135H42ZM47 133V131H46ZM49 133V132H48ZM54 133V132H53ZM119 133V132H118ZM176 133V132H175ZM185 133V131L183 132V134ZM187 133V132H186ZM38 134V133H37ZM45 134V133H44ZM116 134V133H115ZM38 135V137H39ZM47 135V134H46ZM191 135V134H190ZM43 136V135H42ZM179 136H182L179 134ZM185 136V135H184ZM57 137V136H55ZM60 138V136H58ZM189 137V136H188ZM192 137V136H191ZM58 138V139H59ZM68 138V137H67ZM182 138V137H181ZM40 139H44L43 137L40 136ZM70 139V138H69ZM193 139V138H191ZM49 140V139H48ZM68 140V139H67ZM66 140V141H67ZM46 142V140H43ZM70 141V140H68ZM67 141V142H68ZM94 141V140H93ZM115 141V140H114ZM51 142V141H50ZM58 142V141H57ZM65 142L66 144H69L71 142ZM179 142V141H178ZM81 143V141H80ZM92 143V142H91ZM88 145V150H87V153L89 156L90 155H95V152H97V150L99 149V142H98V145L96 144V141L94 143H92V145L90 146V144ZM188 143V142H187ZM191 143V142H190ZM189 143V144H190ZM51 144V143H50ZM101 144V143H100ZM109 144V143H107ZM113 144V142L111 143ZM172 144V143H171ZM177 144V143H176ZM180 144V143H179ZM182 144V143H181ZM47 145V144H46ZM65 145V144H64ZM57 146V145H56ZM55 146V147H56ZM67 146V145H66ZM70 146V145H68ZM114 146V144H113ZM169 146V145H168ZM175 146V145H173ZM183 146V144H182ZM189 146V145H188ZM101 147V145H100ZM177 147V146H176ZM180 147V146H178ZM53 148V147H52ZM51 148V149H52ZM71 149V146L69 147ZM74 149V147H72ZM102 148V147H101ZM171 149V147H169ZM182 148V147H181ZM58 149V148H57ZM56 149V151H57ZM69 149V150H70ZM71 149V150H73ZM103 149V148H102ZM180 149V148H179ZM184 149V148H183ZM183 149L179 150L181 152H183ZM47 150V149H46ZM53 150V149H52ZM60 150V149H59ZM64 150V149H63ZM63 150H61V152H64ZM178 150V148H177ZM187 150V149H185ZM51 151V150H50ZM55 151V152H56ZM144 151V150H143ZM147 151V150H146ZM175 151V150H173ZM172 151V152H173ZM49 152V151H47ZM58 152V151H57ZM102 152V151H101ZM185 152V151H184ZM142 153V152H141ZM144 153V152H143ZM148 153V152H147ZM177 153V151H176ZM45 154V153H44ZM53 154V153H52ZM52 154L50 156H52ZM55 154V153H54ZM72 154V153H70ZM168 154V153H167ZM183 154V153H182ZM187 154V153H185ZM62 155V154H61ZM74 155V154H73ZM77 155V154H76ZM136 155V153H135ZM141 155V154H140ZM180 154L178 153V156ZM184 155V154H183ZM49 156V155H47ZM54 156V155H53ZM64 156H67L66 153L63 154V157ZM127 156V155H126ZM134 156V155H133ZM145 156V154L143 155ZM154 156H155V153H154ZM166 156V157H165ZM164 158H162V163L161 165H159L160 168H158L157 170V176H161V178H163V181L164 180H169L168 178L170 177V180L173 182V184L175 185L176 183L180 184L181 182V176H180V179H179V170L181 168H184V166L186 165V163H188L187 161L189 160V155L188 157L184 156V166L182 164L183 167H181V164L179 163L178 164V158L176 157L175 154H173L172 156L169 157V155H165ZM182 156V155H181ZM69 157V156H68ZM123 157V156H122ZM137 157V156H136ZM135 157V158H136ZM158 157V156H157ZM163 157V156H162ZM51 158V157H50ZM54 158V157H53ZM52 158V159H53ZM73 158V157H71ZM140 159V157H138ZM142 158V157H141ZM188 158V159H187ZM65 160L67 158H64ZM64 159H62V162L64 163ZM145 159V158H144ZM149 159V158H148ZM185 159H187L185 161ZM90 160V159H89ZM123 160L125 161V158H123ZM122 160V162H123ZM132 160V159H131ZM136 159H134L135 161ZM160 160V159H159ZM158 160V162H160ZM73 161V160H72ZM138 161V160H137ZM179 161H180V157H179ZM126 162V161H125ZM125 162L122 164L124 165ZM141 162V160H140ZM157 162V161H156ZM90 163V162H89ZM88 163V164H89ZM49 164V163H48ZM134 165L136 163H133ZM143 164V163H141ZM156 164V163H155ZM68 165V164H66ZM72 164L70 163V165L68 166H71ZM140 165V164H139ZM138 165V166H139ZM52 166V165H51ZM73 166V165H72ZM178 166V167H177ZM188 166V165H187ZM49 167V166H48ZM124 168L123 166H120V168ZM60 168V167H59ZM128 168V167H127ZM138 168V167H137ZM136 168V169H137ZM186 168V167H185ZM125 169V168H124ZM131 169V168H130ZM188 169V168H187ZM186 169V172L188 171ZM185 171V169H183ZM182 170V174H185ZM60 171V170H59ZM120 171V169H119ZM135 171V170H134ZM143 171V169H142ZM156 171V170H155ZM181 171V170H180ZM77 172V170H76ZM83 172V171H82ZM117 173H119L118 171H116ZM189 173V172H188ZM53 174V173H52ZM62 174V175H61ZM121 174V173H120ZM123 174V173H122ZM121 174V175H122ZM134 174V173H133ZM55 175V174H54ZM119 175V174H118ZM181 175V172L180 174ZM187 175V174H186ZM114 176L111 175V177ZM123 176L125 177V175L123 174ZM121 176V177H123ZM183 176V175H182ZM185 176V175H184ZM191 176V175H189ZM54 177V176H53ZM57 177V176H55ZM110 177V176H109ZM130 177V176H129ZM126 174V177L125 179L127 181H130L131 178L133 177H130L129 178ZM52 178V177H51ZM58 178V177H57ZM120 178V177H119ZM173 178H176L175 180ZM183 178V177H182ZM189 178V177H188ZM187 178V179H188ZM191 178V177H190ZM141 179V178H140ZM134 180V178L132 179V181ZM110 181V182H108ZM140 181V180H139ZM162 181V180H160ZM167 181H165L164 183L167 185ZM186 181V180H185ZM189 181V180H187ZM171 182V183H172ZM183 182V181H182ZM130 183L132 184V182L130 181ZM187 183V182H186ZM116 184V183H115ZM140 184V183H139ZM170 184V183H169ZM168 184V185H169ZM183 184H185V182H183ZM190 184V183H189ZM127 185V184H125ZM130 185V184H129ZM138 185V184H137ZM144 185V184H143ZM182 185V184H181ZM135 186V185H134ZM133 186V187H134ZM162 186V185H161ZM170 186H172L170 184ZM185 186V185H183ZM189 186V185H188ZM140 187V186H139ZM136 188V187H135ZM138 188V187H137ZM183 188V187H181ZM186 188V186L184 187ZM183 188V190H185ZM134 190V188H132ZM164 189V187H163ZM114 190V189H113ZM117 191V190H116ZM125 191V190H124ZM138 191V190H137ZM163 191V190H162ZM199 192V190H197ZM118 192V191H117ZM128 192V191H127ZM144 192V191H143ZM151 192V191H150ZM149 192V194H151ZM157 192V191H156ZM172 192V190H171ZM206 192V191H205ZM164 193V192H163ZM179 193V192H178ZM202 193V192H201ZM126 194V193H125ZM129 194V193H127ZM146 194V193H145ZM148 194V195H149ZM156 194V193H155ZM155 194H152L154 195L155 197ZM175 194V193H174ZM135 195V194H134ZM140 195V194H139ZM138 195V197H139ZM157 195V194H156ZM172 195V194H171ZM170 195V196H171ZM197 195V194H196ZM199 195V198H200V193L198 194ZM203 195V194H202ZM77 196H82L83 199L81 200L82 203V208H78L80 209V213L81 215L78 217V219H73L74 215L71 214V210H73V208H75L76 204L74 205L73 203L74 202H77L76 200V197ZM117 196V194H116ZM115 196V197H116ZM125 196V195H123ZM128 197V195H126ZM163 196V195H162ZM168 196V195H167ZM195 196V195H194ZM148 197V196H147ZM152 197V196H151ZM178 197V195H177ZM181 198H183V196H180ZM78 198H81V197H78ZM126 198V197H125ZM150 198V197H148ZM159 198V197H158ZM170 198V197H169ZM168 198V199H169ZM193 198V196H192ZM196 198V197H195ZM206 198V197H205ZM203 198V199H205ZM136 199V198H135ZM139 199V198H138ZM145 199V198H143ZM152 199V198H151ZM157 199V197L155 198ZM172 199H174L172 197ZM187 199V198H186ZM198 199V197H197ZM202 199V196L200 198V200L198 201L200 203V201L202 202L203 201ZM150 200V199H148ZM158 200V199H157ZM175 200V199H174ZM182 200V199H181ZM193 200V199H192ZM115 201V200H114ZM137 201V200H136ZM169 201V200H168ZM206 201V200H205ZM151 202V201H150ZM159 202V201H158ZM170 202H173L172 200ZM175 202V201H174ZM194 202V201H193ZM207 202V201H206ZM147 203V202H146ZM149 203V202H148ZM153 203V202H152ZM161 203V202H160ZM182 203V202H181ZM197 203V202H196ZM205 202L203 201V203H201L202 205L204 204ZM80 204V202H79ZM134 204V202H133ZM145 205V203H143ZM174 207V203H172ZM178 204V203H176ZM191 204V203H190ZM189 204V205H190ZM200 204V205H201ZM208 204V203H206ZM136 205V203H135ZM146 205H149V204H146ZM156 205V204H155ZM168 205V204H167ZM184 205V204H183ZM195 205V204H193ZM199 205V206H200ZM210 205V204H209ZM142 206V205H141ZM157 206V205H156ZM170 206V204H169ZM177 206V205H176ZM175 206V207H176ZM192 206V205H191ZM205 207V204L203 205ZM219 206V205H218ZM221 206V205H220ZM80 207V206H79ZM148 207V206H147ZM147 207H143V209L140 208V211L142 212L140 214V218L141 220H143V224H144V233H143V236H141L142 238L140 240H137L136 239V235H138V228H139V225L137 222L140 221V218L139 216L136 214V213H133L134 216L132 218L131 221H128L126 223V225L124 226V236H125V243H124V247L126 249V251L128 252L127 254H130L132 253L133 251L137 250L136 247L139 246L138 243H140V246L142 247L141 248V251L143 254L142 256V253L140 254V257H141V262H139L138 264H170L171 262L169 261V255L167 250H168V246H169V240H170V236L168 235V232H167V229L168 227L170 226L171 227V221L174 222L176 219H173V217L170 218V216H164L163 218L160 217V215L162 214L160 211V208L156 209L155 207L152 209L151 205H150V215H149V210ZM168 207V206H167ZM166 207V208H167ZM180 207V206H179ZM196 207V206H195ZM110 208V207H109ZM136 208V206H135ZM77 209V210H78ZM131 209V208H130ZM151 209H152V212H151ZM174 211L175 208H173ZM198 209V207H197ZM199 209H202L199 207ZM204 209V208H203ZM208 209V208H207ZM76 210V209H74ZM133 212H134V209H132ZM131 210V212H132ZM136 210V209H135ZM160 210V211H159ZM79 211V210H78ZM77 211V212H78ZM110 211V210H109ZM139 211V212H140ZM167 211V210H166ZM170 211V210H169ZM173 210L170 211V213H173L174 212ZM178 211V210H177ZM125 212V211H124ZM130 212V210H129ZM164 212V211H163ZM197 212V211H196ZM195 212V213H196ZM209 212V211H208ZM76 213V212H75ZM121 213V212H120ZM123 213V212H122ZM161 213V214H160ZM168 214V212H166ZM165 213V214H166ZM177 213V212H175ZM207 213V212H206ZM78 214V213H77ZM107 214H108V211H107ZM113 215V213H111ZM118 214V213H117ZM174 214V213H173ZM197 214V213H196ZM79 215V214H78ZM175 215V214H174ZM209 215V214H208ZM26 217V216H25ZM114 217V216H113ZM123 217V215H122ZM199 217V215H198ZM116 218V216L114 217ZM201 219L202 216L200 217ZM104 219H106L104 217ZM109 218H107L108 220ZM182 219V218H181ZM174 220V221H173ZM16 221V220H15ZM14 221V222H15ZM106 221V220H105ZM109 221V220H108ZM111 221V220H110ZM114 221V220H113ZM107 222V221H106ZM187 222V220H186ZM190 222V221H189ZM114 223V222H113ZM192 222H190L191 224ZM1 224V223H0ZM176 224V223H175ZM180 224V223H179ZM186 224V223H185ZM188 224V223H187ZM186 224V225H187ZM196 224V223H195ZM200 224V223H199ZM174 225V224H172ZM198 225V223H197ZM201 225V224H200ZM202 225H205V224H202ZM201 225V226H202ZM16 226V225H15ZM103 226H106V225H103ZM143 226V225H142ZM176 226V225H174ZM172 226L174 229L175 227ZM189 226V225H188ZM6 227V226H5ZM190 227V226H189ZM193 227V225H192ZM190 227V228H192ZM207 227V226H205ZM2 228H3V225H2ZM1 228V229H2ZM105 228V227H104ZM107 228V227H106ZM105 228V229H106ZM178 228L179 230V226L176 227ZM184 228V226H183ZM187 228V227H186ZM184 229V233H185V240H184V247H186V249L188 250L189 249V245H192L194 244L196 241H195V238H194V232L196 231L194 228L190 229ZM202 228V227H201ZM111 229V228H110ZM194 229V230H193ZM177 230V234H175L176 236H181V233L179 235V231ZM6 231V230H5ZM4 231V232H5ZM10 231V230H9ZM16 231V232H17ZM8 232V231H7ZM15 232V233H16ZM17 232V233H18ZM174 232V231H172ZM176 232V231H175ZM205 232V231H204ZM11 233V232H10ZM91 234L88 236L90 237ZM98 234V233H97ZM183 234V233H182ZM203 234V237H204V233H201ZM200 234V236H201ZM11 235V234H10ZM18 235V234H17ZM101 235V234H100ZM15 236V235H14ZM102 236V235H101ZM178 236L177 238H174V239H178ZM196 236V234H195ZM199 236V237H200ZM94 237V236H93ZM207 237V236H206ZM8 239V238H7ZM36 239V240H37ZM206 239V238H205ZM33 240V238H32ZM204 240V239H203ZM202 240V242H203ZM29 241V240H28ZM31 241V239H30ZM35 241V240H34ZM111 241V240H110ZM139 241V242H138ZM179 241V239H178ZM199 241V240H198ZM5 242V241H4ZM26 242V241H25ZM28 243V242H26ZM174 242V241H173ZM207 242V240H206ZM206 242H203V244ZM9 243V242H8ZM183 243V242H182ZM4 246L6 243H3ZM14 244V243H13ZM204 244V246H205ZM18 245V244H17ZM30 245V244H29ZM105 245V244H104ZM174 245H176L177 247V243ZM178 245H179V242H178ZM195 245V244H194ZM8 246V245H7ZM6 246V247H7ZM20 246V245H19ZM42 246V245H41ZM109 246V245H107ZM201 246V245H200ZM16 247V246H15ZM40 246H38L39 248ZM111 247V246H110ZM175 247V248H176ZM203 247V245H202ZM206 247V246H205ZM10 248V246H9ZM9 248H6V249H9ZM12 248V247H11ZM10 248V249H11ZM43 248V247H42ZM109 248V247H108ZM204 248V247H203ZM3 251H4V248H2ZM40 249V248H39ZM178 249V248H177ZM177 249H176V254L178 253L177 252ZM185 249V248H184ZM202 249V248H201ZM37 250V249H36ZM41 250V251H42ZM186 250V251H187ZM206 250V249H205ZM1 251V252H3ZM7 251V250H6ZM5 251V252H6ZM14 251H16L14 249ZM28 251V250H27ZM125 251V253H126ZM185 251V252H186ZM203 252V249L200 250ZM25 252V251H24ZM124 252V251H123ZM184 252V251H183ZM184 252V253H185ZM193 252V250H192ZM201 252V253H202ZM206 251H204L205 253ZM4 253V252H3ZM9 253V252H8ZM39 253V252H38ZM44 252H42V256H45L43 254ZM15 254V253H14ZM50 256H49V255ZM134 254V253H133ZM137 254V253H136ZM188 253L186 252L185 255H187ZM192 254V253H191ZM194 254V253H193ZM7 255V254H6ZM41 255V254H40ZM135 255V254H134ZM172 255V254H171ZM200 255V254H199ZM8 256V255H7ZM23 256V255H21ZM20 256V257H21ZM127 256V255H126ZM173 256V255H172ZM190 256V254H189ZM188 256V257H189ZM204 256H207L206 253L204 254ZM12 257L11 255H9V258ZM26 258V256H24ZM128 257V256H127ZM183 257V256H182ZM186 257V256H185ZM188 257L185 258V264H187V259ZM202 257V256H201ZM3 258V257H2ZM5 258V257H4ZM8 258V257H6ZM19 258V257H18ZM33 258V257H32ZM36 258V256H35ZM132 259V257H130ZM134 258V257H133ZM191 258V257H189ZM12 259V258H11ZM9 259V260H11ZM16 259H17V256H16ZM44 259V258H43ZM42 259V260H43ZM128 259V258H127ZM178 259V258H177ZM176 259V263L177 262H180V261H177ZM182 259V258H180ZM203 259H205L207 261L208 258H202L201 259V262L203 261ZM9 260L7 262H9ZM14 260V258H13ZM33 260V259H32ZM38 260V259H37ZM47 260V259H46ZM51 260V261H52ZM170 260H173V259H170ZM179 260V259H178ZM192 260V259H190ZM34 261V260H33ZM32 261V262H33ZM109 261V260H108ZM126 261V260H125ZM132 261V260H131ZM187 261V262H186ZM16 262V260H15ZM47 262V261H46ZM53 262V263H54ZM183 262V263H184ZM200 262V264H201ZM204 262V261H203ZM202 262V263H203ZM25 263V261L23 259H17V262L16 264H23ZM43 263L45 264V262L43 261ZM48 263V262H47ZM50 263V261H49ZM48 263V264H49ZM133 263V262H132ZM194 263V262H193ZM208 264V261L206 262ZM204 263V264H206ZM14 264V263H13ZM27 264V263H26ZM28 264H32L31 261L30 263L28 262ZM37 264V263H35ZM52 264V262H51ZM61 264V263H60ZM63 264V263H62ZM102 264V262H101ZM127 264V263H126ZM135 264V263H134Z\"/></svg>", "mask_w": 264, "mask_h": 264}]
</instances>
